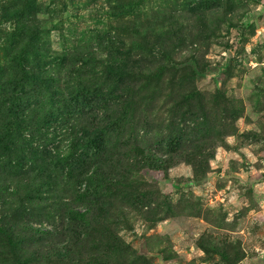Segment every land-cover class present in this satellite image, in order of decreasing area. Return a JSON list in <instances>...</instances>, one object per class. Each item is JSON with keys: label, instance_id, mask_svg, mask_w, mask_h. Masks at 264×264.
Returning a JSON list of instances; mask_svg holds the SVG:
<instances>
[{"label": "rangeland", "instance_id": "obj_1", "mask_svg": "<svg viewBox=\"0 0 264 264\" xmlns=\"http://www.w3.org/2000/svg\"><path fill=\"white\" fill-rule=\"evenodd\" d=\"M0 264H264V0H0Z\"/></svg>", "mask_w": 264, "mask_h": 264}]
</instances>
